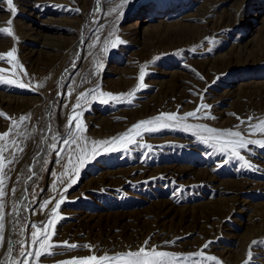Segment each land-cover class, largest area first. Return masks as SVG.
<instances>
[{"label":"rangeland","instance_id":"374dc122","mask_svg":"<svg viewBox=\"0 0 264 264\" xmlns=\"http://www.w3.org/2000/svg\"><path fill=\"white\" fill-rule=\"evenodd\" d=\"M37 1L27 8L13 0L14 17L6 0L0 2V28L10 27L14 33L12 37L0 34V53L17 50L11 70L0 76L29 85L22 89L0 84V93L13 97L8 103L0 101L4 114L0 134L9 130L13 120L18 122L0 140L9 149L3 161L8 192L4 212L11 211L18 198H22L21 209L26 200L24 209L37 210L35 215L24 210L26 216L22 214L14 230L6 215L0 259H7V238L23 240L19 235L23 225L46 222L63 194L66 202L58 215L64 219L58 220L52 241L89 247L45 248L56 254L42 256L34 264L111 257L138 250L146 240L157 251L203 253L185 264H264V148L250 144L247 151L240 150L254 166L249 169L201 139L214 134L202 128L184 130L188 124L247 133L253 118L255 134L244 139L264 140L260 129L264 122V0ZM207 13H211L205 19L209 22L201 19ZM221 19L226 26L217 35L212 22ZM117 38L123 43L114 48ZM9 67L6 60L0 61V68ZM141 68L147 87L135 92L133 105L100 103V91L132 92L140 83ZM174 83L180 89L169 98L167 92ZM88 89H97L95 99L81 97V106L73 112L77 97ZM202 104L210 107L197 113L199 119L169 121V128L154 123L160 129L154 133L144 132L147 126L130 133L137 144L153 146L151 151L133 147L125 139L116 146L130 151L109 154L105 146L93 143L122 134L138 121L161 113L183 116ZM22 115L28 119L19 123ZM75 115L86 126L78 143L87 148L78 151L71 164V151L57 162L49 148L52 136H64L69 116ZM70 131L75 134L76 130ZM94 150H100L98 158L81 165L79 158L91 161ZM12 151L16 160L9 165ZM72 178L78 182L64 192ZM53 182L55 188L50 187ZM242 184L246 189L235 192ZM45 199L50 203L40 209ZM160 205L169 211H161ZM162 230L166 238L157 239ZM208 241L212 243L203 248ZM212 256L216 260L208 259Z\"/></svg>","mask_w":264,"mask_h":264},{"label":"snow or ice","instance_id":"6c2138e0","mask_svg":"<svg viewBox=\"0 0 264 264\" xmlns=\"http://www.w3.org/2000/svg\"><path fill=\"white\" fill-rule=\"evenodd\" d=\"M0 2H4V0H0ZM127 2V0H125ZM7 5L9 6V9L12 12L13 17L16 15V8L13 5V0H6ZM39 7V6H38ZM76 11H79L77 9ZM8 25L12 24V20L10 19L7 21ZM0 34H5L8 37H12L14 35L12 28L10 27H4L0 28ZM111 35V34H110ZM97 40H99V37H97ZM123 43V41H120L119 38L115 42H113L112 47H116L117 44ZM105 51H108L107 48L104 49ZM210 50V49H209ZM16 48H12L11 50L0 53V61H5L9 64V68H0V73H7L11 70V65L13 64V61L16 59L15 53ZM191 51H195V49H192ZM20 68L23 67V65H19ZM73 67H75V64L73 63ZM67 71V70H66ZM13 75H16V73H13ZM24 75H27V72H24ZM145 69L141 68L140 74H139V80L140 83L136 86L135 89L132 90V92L129 93H120V94H113L109 92H103L100 91V103L102 104H110V103H127L128 105H133V102L135 100V92L147 87L143 83L145 79ZM0 84L8 85V86H16L19 88H26L29 87V85H26L23 82H18L16 79H8L3 76H0ZM97 89H88L85 92H82L79 97H77V103L73 105V112H75L77 107L81 106V97H87L89 95L93 96L95 99V93ZM59 94V93H58ZM67 94H70L67 93ZM103 97H107L106 99ZM124 97H127V99H122ZM66 107V105H65ZM210 106L207 104H202L197 107L195 111H190L183 116H178L177 113H161L159 116L152 118L151 120H141L138 121L136 124L132 126L129 130L126 132L119 134L114 137H110L107 140L102 141H95L94 144L103 145L105 146L107 152L113 153L116 151H130V148L122 147L118 148L116 145L118 142H121L125 139H127V143L132 145L133 147H139L141 149H147L148 151H151L152 147L151 145L147 144H137L136 139L132 136H130V133L133 132V130H138L142 126L144 127V132L146 133H154L159 128L152 126L154 123H160L161 127L163 128H169V121H175L177 124L181 121H186L188 118H195L199 119L201 117L197 116V113L200 112L202 109L209 108ZM4 115L3 113H0V116ZM166 118L165 120H161V118ZM203 118H208L207 116ZM28 117L26 116H20L19 123H23ZM253 118H249V124L248 128L249 131L247 133H242L240 131H233L232 129H213L209 128L205 125H184V130H188L190 128H202L205 129L208 133L214 134L208 137H201L202 141L205 144H208L211 147H218L221 154H225L227 156H230L234 159H237L238 161H243L244 165L247 166L249 169H253L254 166L249 163L247 160H245V156L241 154L240 150H248V145H259L261 148H264V140H251V139H244V136H251L255 134V131L253 129V126L251 124ZM75 121V123H74ZM12 126H18V122L13 120ZM10 126L9 130L0 134V140H3L4 137H8L10 133L13 131V127ZM75 129V134H73L70 130ZM261 132H264V122H261L260 124ZM49 131H51V128H49ZM86 131V126L83 125L78 118V115L75 116H69L68 123L66 125V133L64 136H59L58 134H54L52 136V140L54 141L49 145V148L56 153L57 156V162H59L60 157L63 155L66 151H71V155L69 156V164L72 163V157L76 155V153L83 152L87 148V144H84V147H81V144L78 143V141H82V133ZM137 135H141V133H137ZM43 140H47V137H43ZM59 144V147H58ZM75 144L76 149H71V145ZM11 145L13 147L16 146V140L12 139ZM8 145H0V248L5 247V235H4V229H5V217L7 215L8 217V224L11 226V228L14 230L17 225L21 224L22 219V209L19 206L22 203V198H18L17 204L13 206L12 210L8 213L4 212L5 208V197L8 195V192L6 191L7 185L5 184V180L7 179V173L4 171L6 164L3 162L5 160L4 153L8 151ZM19 151H23L22 148L18 149ZM101 154L100 150H94L92 153V159L89 161L86 158H79V163L83 166H87V163L94 162L96 158ZM16 160V153L15 151L11 152V159L7 160V164H12L13 161ZM230 162L229 160H225V163ZM44 164L49 163L48 160H43ZM11 171L12 169H8ZM31 170V169H30ZM80 174V169H76V177H78ZM36 173L33 172L32 176H35ZM52 175H55V173H52ZM32 177L30 176L29 179ZM78 180L76 178H72L70 182L67 184V186L63 189L64 192H67L69 188H71L74 184H76ZM63 183V181H61ZM52 188H55V182L50 186ZM179 190V188H178ZM27 191V189H25ZM16 192L15 188L11 189V193L14 195ZM51 199H55V197H52ZM66 202L65 196L62 194L59 198V200L55 203L54 207L49 212V219L46 222H40V224L37 223H30L28 225H23L20 228L19 235L24 236L23 240H14L12 239V236L10 235L7 238V246L5 248V255L7 259H0V264H34V261L38 260L40 257L44 256L45 258L48 255H55V252H45L43 251L45 248L51 249L54 247H67L69 250L77 249L79 247H89L88 245H77V244H69L67 241L55 243L52 241V237L56 234L55 228L58 223V220L64 219V217L58 215V210L61 209L62 204ZM50 203L49 199H45L42 202L39 203L38 207L40 209H44L48 204ZM26 211H31L33 215L36 214L37 210L36 208H25ZM30 229H35V231H29ZM15 234V232H13ZM150 239V238H149ZM148 241L146 240L144 242V245L139 247L138 250L135 251H128L126 253H117L114 256H103V257H97L95 255L88 256V257H74L70 261L63 262V264H104L105 261H108L109 264H113V262H116V264H119V261L123 260L124 264H185V262L190 259L192 256H202L203 253H193V254H177V253H171L168 251H157L156 247L149 248L148 247ZM167 243H174L166 241ZM212 241H208L203 245V248H207ZM253 244H257V241H253ZM17 244H19V248L17 249ZM15 252V254H14ZM251 255V253H249ZM210 260H216V257H208ZM194 264H201L200 261L194 262ZM248 264V262H246Z\"/></svg>","mask_w":264,"mask_h":264},{"label":"bare ground","instance_id":"6f19581e","mask_svg":"<svg viewBox=\"0 0 264 264\" xmlns=\"http://www.w3.org/2000/svg\"><path fill=\"white\" fill-rule=\"evenodd\" d=\"M18 2H20V4H22V6H24V7H27V8H32L36 3H38V1L37 0H17ZM217 6V5H216ZM209 14H211V13H207V15H204L201 19L202 20H205L206 18H207V16L209 15ZM223 19H221V21H211L212 23H213V27H214V31H215V33L217 34V35H219V32L226 26L225 25V23L222 21ZM206 21V20H205ZM210 21V20H209ZM208 20L206 21V22H209ZM220 33H222V32H220ZM80 41H81V39H80ZM180 89V86H179V84H177V83H174V85H173V87L167 92L170 96H169V98H171L174 94H176V92L178 91ZM168 94H166V95H168ZM6 98H9V99H6ZM13 98L12 96H8V95H4V94H1L0 93V101L2 102V103H8V102H11V99ZM166 98H168V97H166ZM165 98V99H166ZM167 100V99H166ZM29 183V182H28ZM246 187H247V185L246 184H242L241 186H240V188L239 189H235V192H243L244 191V189H246ZM25 197V196H24ZM24 203H23V206L24 207H27V203H26V200L25 201H23ZM24 207H22V214L24 215V216H26L25 214H24ZM159 209H162L161 211H164V210H168L169 211V209H168V207H166V205H160V208ZM229 213V212H228ZM26 218V217H25ZM264 218V217H263ZM214 226V225H213ZM199 232V231H198ZM169 233V232H168ZM166 234V235H165ZM96 235V234H95ZM166 236H167V233H166V231H164V230H162V231H160L159 232V234L156 236V238L157 239H160V240H162V239H165L166 238ZM124 240V239H123ZM111 245V244H110ZM259 256V255H258ZM240 259V258H239Z\"/></svg>","mask_w":264,"mask_h":264}]
</instances>
